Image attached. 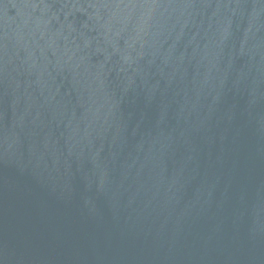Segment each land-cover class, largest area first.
I'll list each match as a JSON object with an SVG mask.
<instances>
[{"label":"water","instance_id":"water-1","mask_svg":"<svg viewBox=\"0 0 264 264\" xmlns=\"http://www.w3.org/2000/svg\"><path fill=\"white\" fill-rule=\"evenodd\" d=\"M0 264H264V0H0Z\"/></svg>","mask_w":264,"mask_h":264}]
</instances>
